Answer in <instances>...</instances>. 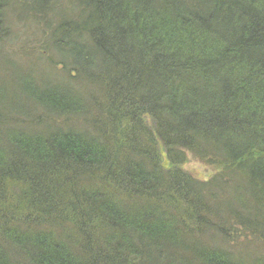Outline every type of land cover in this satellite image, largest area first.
<instances>
[{
  "label": "trees",
  "instance_id": "1",
  "mask_svg": "<svg viewBox=\"0 0 264 264\" xmlns=\"http://www.w3.org/2000/svg\"><path fill=\"white\" fill-rule=\"evenodd\" d=\"M0 264H264V0H0Z\"/></svg>",
  "mask_w": 264,
  "mask_h": 264
},
{
  "label": "rangeland",
  "instance_id": "2",
  "mask_svg": "<svg viewBox=\"0 0 264 264\" xmlns=\"http://www.w3.org/2000/svg\"><path fill=\"white\" fill-rule=\"evenodd\" d=\"M13 28L15 30V34H13V37L10 36L9 42H8L9 44L12 45L9 47V48H12V51L10 52V49L9 50L6 49L5 50L6 53H4V55L6 56V58L11 59V58H18L19 56L18 55L15 56V55L21 54L22 57H23V55H25V56H27V58L29 60H32L33 59L32 57L29 58L30 55L31 54L36 55V52L39 53L42 50V46L39 47L40 44H37V42L39 40H41V38H42V37L38 36V34H39L38 32L40 29L38 30L36 25L31 24V22L26 23L25 25L18 23ZM42 39H44V38H42ZM31 46L32 47L35 46L36 48H34V49H36V50L32 49ZM20 48H23L22 50H24L26 52L23 53L24 52L23 51L22 52L23 54H22L20 51ZM42 51L45 53L44 50H42ZM12 52H14L13 54H15V55H12L11 54ZM33 52H35V54ZM34 60L35 59H33V61ZM34 62L39 66L40 70L44 69L43 67H45V65H46L44 62H40V63H39V61L38 62L34 61ZM42 65H44V66H42ZM50 70L51 69H49V71ZM181 168L183 170L189 172L190 174H192V176H194L198 180L200 179V180H204V181H207V179H210V177L212 175H214L216 172V170L211 165H209V166L205 165L201 161L195 159L190 153L187 154V157L185 158V162L181 165ZM231 237H232L233 241L234 240L238 241V243L240 242L241 244H242V241L245 242L246 240H248V238H250L249 236H247V237L239 236L236 233L234 235H232ZM259 244H261V243H259ZM241 248H243V246H241ZM239 249L240 248H238V250Z\"/></svg>",
  "mask_w": 264,
  "mask_h": 264
}]
</instances>
